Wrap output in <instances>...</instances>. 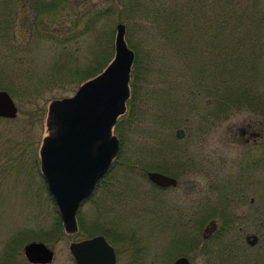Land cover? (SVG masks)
I'll return each instance as SVG.
<instances>
[{
    "label": "trees",
    "instance_id": "16d2710c",
    "mask_svg": "<svg viewBox=\"0 0 264 264\" xmlns=\"http://www.w3.org/2000/svg\"><path fill=\"white\" fill-rule=\"evenodd\" d=\"M118 23L134 51L126 111L113 127L119 150L88 200L92 216L84 220L82 204L78 230L67 234L40 173L32 129L41 126L49 101L73 94L109 64ZM0 88L24 106L20 123L0 117V229L16 183L32 193L25 168L41 176L54 206L50 230L12 234L0 264H27L22 249L29 239L51 245L97 234L117 261L127 247L135 261V233L149 226L173 232L172 261L185 255L198 264H264V134L232 159L196 148L233 115L264 122V0H0ZM177 128L185 130L182 140ZM151 170L177 183L184 172L200 176V197L164 211L155 199L167 188L150 185ZM247 233L256 235L255 245L246 243Z\"/></svg>",
    "mask_w": 264,
    "mask_h": 264
},
{
    "label": "water",
    "instance_id": "95a60500",
    "mask_svg": "<svg viewBox=\"0 0 264 264\" xmlns=\"http://www.w3.org/2000/svg\"><path fill=\"white\" fill-rule=\"evenodd\" d=\"M114 44V57L99 74L83 82L72 95L55 99L48 106L49 131L39 147V169L67 234L77 232L79 207L90 198L119 150L113 127L126 111L134 61L122 23L116 25ZM17 111L9 92L0 89V117L13 119ZM184 134L182 128L175 131L177 139ZM147 177L162 188L177 183L175 177L159 171H149ZM245 240L250 246L257 243L254 234L246 235ZM68 250L75 264L117 263L114 247L101 234L71 241ZM23 255L30 264H49L55 257L53 249L37 240L24 244ZM171 264L192 263L181 255Z\"/></svg>",
    "mask_w": 264,
    "mask_h": 264
},
{
    "label": "rangeland",
    "instance_id": "374dc122",
    "mask_svg": "<svg viewBox=\"0 0 264 264\" xmlns=\"http://www.w3.org/2000/svg\"><path fill=\"white\" fill-rule=\"evenodd\" d=\"M107 28L108 26L106 25V29ZM115 35H116V30H115ZM125 35H126V28H125ZM43 48L44 51L48 52L49 47L47 45L43 46ZM70 95L72 94L70 93ZM14 101L18 109L15 118L19 117L17 123H20L24 117H23V113H20L19 111H21V108H24V106L21 105L19 101L16 99H14ZM49 103L46 106V110H47L46 117L42 120L41 126L37 125L35 126V129H32L33 130L32 141L33 142L39 141V147L41 145L42 139L48 134L49 131L46 120V118H48ZM256 118L257 117H253L251 116V114H248L246 112L233 115L229 120H225L222 123V125L218 129H216L215 132H213L212 136H210L207 143H204L203 145L198 144L196 145V148L199 147L200 151H203L205 155L206 154L215 155V156L222 155V157L225 159L236 158L240 151L250 146L252 142L251 138H253L256 135L261 136L264 134V122H261ZM182 139H178V140H182ZM39 147L37 150L38 158H39ZM32 161H34V159L33 160L32 158L29 159L28 161L29 164ZM185 173L186 172H184L181 179H179L176 186L171 188L167 187V189L165 188L166 190L163 193H161L163 191L161 190V192H159L161 194L160 195L157 194V199H155V201L158 202L159 200L158 203L161 205L162 209L164 208V211H169L173 213V211H176L175 205L183 206L185 204L191 203L193 201L192 200L193 198H196L197 200V198L200 197V193L198 192L200 191V189L203 188L204 180L200 176H185L188 174ZM38 175L39 174L37 173V171L34 169L33 166H30V168L29 167L25 168L23 174V180L30 187L33 194L32 193L27 194L26 192H23L20 189L21 186L17 187L20 184V182L19 183L17 182L15 185L16 190H14V192H11V194L9 195V210H8L9 213L7 212V215L4 216L3 226L0 229V249L2 248L6 239L18 231L22 232L29 230H37L39 227L46 229V231L50 230L51 221L53 219L54 206L50 204L49 201H47L46 190L43 189V186L41 187L42 178L41 176ZM141 187L146 188L147 186L145 185L143 186L141 184ZM93 198H94L93 200L98 199V197L95 196H93ZM89 199H87L86 200L87 202H84L83 205L81 206L84 220H88L92 216L90 214V202H88ZM237 212L242 214L243 208L239 209ZM172 215L174 214L165 213L164 218L167 219L166 216L172 217ZM158 217L156 219V223L162 221L161 215H159ZM154 227L149 226L145 229H142L138 233H135V243L140 248L138 254L136 255L137 258L135 259V261L131 259L132 256L130 257L129 249L127 247L125 248V250L122 249L120 250L119 259L117 263L119 264L126 262L132 263V262H136L138 258L140 264H167V262L172 263V260L171 259H170L171 261L169 260L170 254L168 253L167 245L173 247L171 244L173 241L172 238L173 232L165 230L164 229L165 227H156L157 228L156 231L151 230ZM126 234H129V231H126ZM249 234H253V233H247L246 235ZM33 240L41 241L35 238V239H29L27 242ZM70 240L72 239L65 238L63 240H58L57 242L51 245L45 242L47 245L51 246L50 248L53 249L55 253V257L53 261L49 264H74V261L68 250V245ZM22 258L24 259V261H26L23 252H22ZM20 259L21 257L19 256L17 258V263H22ZM198 259L199 258L196 259V262H192L190 259L189 260L191 261L192 264H198L199 261Z\"/></svg>",
    "mask_w": 264,
    "mask_h": 264
},
{
    "label": "flooded vegetation",
    "instance_id": "af4514ba",
    "mask_svg": "<svg viewBox=\"0 0 264 264\" xmlns=\"http://www.w3.org/2000/svg\"><path fill=\"white\" fill-rule=\"evenodd\" d=\"M151 171H156V170H151ZM160 172V171H159ZM161 173H163V172H161ZM164 174H167V173H164ZM167 175H169V174H167ZM169 176H171V175H169ZM173 177V176H172ZM177 180V179H176ZM100 181V180H99ZM98 183V182H97ZM150 183H152L151 181H150ZM152 184H154V183H152ZM97 185V184H96ZM155 185V184H154ZM176 185H177V183H176ZM157 186V185H156ZM94 192V191H93ZM93 194V193H92ZM92 194H91V196H92ZM90 196V197H91ZM89 199V198H88Z\"/></svg>",
    "mask_w": 264,
    "mask_h": 264
}]
</instances>
